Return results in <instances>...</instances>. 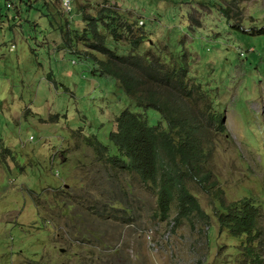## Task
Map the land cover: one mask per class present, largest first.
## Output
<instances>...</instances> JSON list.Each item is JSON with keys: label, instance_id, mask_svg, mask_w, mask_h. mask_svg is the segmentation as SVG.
Segmentation results:
<instances>
[{"label": "rangeland", "instance_id": "rangeland-1", "mask_svg": "<svg viewBox=\"0 0 264 264\" xmlns=\"http://www.w3.org/2000/svg\"><path fill=\"white\" fill-rule=\"evenodd\" d=\"M69 1L0 0V264H246L217 207L254 201L264 245V0ZM102 8L117 18L116 41L109 17L96 26L109 48L142 36L136 53L184 65L205 95L207 186L185 179L202 213L175 221L174 199L161 218L155 185L111 161L122 110L166 124L93 71L104 56L81 40L83 15Z\"/></svg>", "mask_w": 264, "mask_h": 264}, {"label": "trees", "instance_id": "trees-1", "mask_svg": "<svg viewBox=\"0 0 264 264\" xmlns=\"http://www.w3.org/2000/svg\"><path fill=\"white\" fill-rule=\"evenodd\" d=\"M112 14L115 13L109 8H102L98 18L83 15L89 28L83 29L81 40L92 37L93 40L86 45L104 56V59H97L90 54L96 62L93 71L112 77L135 106L158 111L166 126L163 128L160 121L149 125L144 112L125 108L115 119V130L108 135L118 152L111 161L122 169L136 172L143 182L150 181L155 185L161 218H167L174 199L177 201L175 221L193 212L202 213L185 179L190 176L202 187L207 186L209 174L205 170V161L209 150L202 140V111L193 107H198L205 95L199 85L189 86L188 70L184 65L174 61L166 64L159 55L151 59L147 53H136L143 41L142 36L130 41L132 51L127 54H118L109 48L105 34L96 26L101 18L109 17L110 21H106L105 26L110 28L111 38L116 41L117 27L111 25L116 24L117 18ZM193 94L197 96L189 101ZM208 119L224 131L221 114L209 112ZM98 143L101 147L102 144ZM217 209L221 227L234 236L245 235L242 252L245 263L264 264V245L256 240V203L246 198L230 205L220 202Z\"/></svg>", "mask_w": 264, "mask_h": 264}, {"label": "built area", "instance_id": "built-area-1", "mask_svg": "<svg viewBox=\"0 0 264 264\" xmlns=\"http://www.w3.org/2000/svg\"><path fill=\"white\" fill-rule=\"evenodd\" d=\"M63 3H64L66 6H68V4L70 3V1H69V0H63Z\"/></svg>", "mask_w": 264, "mask_h": 264}]
</instances>
